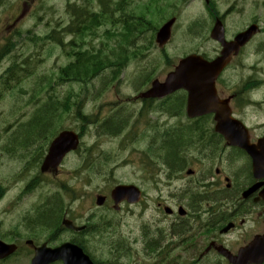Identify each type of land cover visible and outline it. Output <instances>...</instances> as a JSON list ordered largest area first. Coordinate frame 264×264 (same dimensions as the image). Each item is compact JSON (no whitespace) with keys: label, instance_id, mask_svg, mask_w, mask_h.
<instances>
[{"label":"flooded vegetation","instance_id":"flooded-vegetation-1","mask_svg":"<svg viewBox=\"0 0 264 264\" xmlns=\"http://www.w3.org/2000/svg\"><path fill=\"white\" fill-rule=\"evenodd\" d=\"M252 74L255 77L246 82L238 77L232 91L218 88L221 96L233 95L238 120L246 128L238 142L250 144L251 153L228 145L213 127L169 129L151 142L150 154L158 163L134 164L128 184L140 189L141 199L126 206L125 215L133 214L134 222L125 223L124 237L114 236L108 231L113 224L106 222L87 229L89 222L79 217L81 208L58 211L54 222L41 221L39 212L33 217L20 211L19 220L0 221V240L13 250L0 264H32L37 254L46 260L44 252L65 243L80 246L89 260L72 254L44 264H229L220 248L236 254L253 237L264 234V72L256 69ZM164 109L171 116L179 112L177 105L167 104ZM119 114L104 125L105 131L114 135L125 127L129 114ZM182 134L187 135L184 142L168 155L166 145ZM163 177L170 203L156 200L147 207V183L160 188ZM63 219L74 229L66 227Z\"/></svg>","mask_w":264,"mask_h":264},{"label":"rangeland","instance_id":"rangeland-1","mask_svg":"<svg viewBox=\"0 0 264 264\" xmlns=\"http://www.w3.org/2000/svg\"><path fill=\"white\" fill-rule=\"evenodd\" d=\"M69 1L81 3L82 0ZM0 2V50L9 39L14 43L10 55L6 54L0 59V76L14 62L12 58L15 55L22 57L23 60L31 56V59L28 58L31 61L30 67L27 70H21L12 81V84L16 86L4 91L0 97V185L4 186L0 196V221L5 224L19 220V212L31 208L38 200L40 193L46 190L23 192L27 182L37 174L35 162L40 151L39 147L46 136L37 132L26 137L25 141L17 137L20 129L34 122L36 118L53 129L59 125L82 124L79 118L76 120L73 114H65L61 110L68 95H71L69 104L72 102L71 92L83 91L80 100L82 113L92 115V118L97 111H100L102 115L107 112V115L125 113L122 109H130L125 106L128 104L129 97L137 93L150 77L160 78L180 57L193 50L209 56L214 54L219 46L210 39L209 29L215 13L224 17L228 34L240 30L253 22L255 18L264 22V0H211L210 6H207L204 0H181L176 3L174 1L173 4L172 0L157 2L131 0V9L127 11L130 13L134 10L133 13L138 16L145 13L146 18L150 19V24L136 36L134 46H127V53L133 52L136 55L130 56L118 78H114L110 75V71L105 70L87 84L65 83L61 87L53 84L58 81L59 67L66 62L61 48L50 45L48 40L47 42L39 38L31 40L29 37L44 36L56 30L58 26L66 24L69 20L65 14L67 0H0ZM96 3V0H92L93 9H98ZM136 3L137 5L134 6ZM112 5H115V2H112ZM21 11L23 14L20 19L13 24L14 19L22 13ZM174 13L177 15V20L172 29L173 38L164 48L166 59L154 43L152 28L160 26L168 16ZM194 24L197 25L195 30L192 29ZM9 25L13 26L7 28ZM69 38L70 36H67L66 40ZM40 43H45L47 46ZM253 50L254 44L245 49L241 56V69L238 70V65L235 66L234 63L224 74L228 83L234 85L238 81V72L243 76L249 75L252 72L250 69L252 65H258V69L264 72V52L260 50L254 54ZM166 60H170L172 64ZM104 81L111 85L104 86ZM49 97L54 103L53 106L49 105ZM130 104L133 102L128 105ZM119 105L121 106L118 110L110 111ZM162 119L169 124L179 121L178 117L168 118L165 114L162 115ZM15 127L19 129L14 134L12 131ZM82 141L84 143L81 152L67 159L64 164L65 170L59 173L53 182L56 185L60 180L71 185L75 196L78 191L80 192L81 197L78 200L71 199L70 196L65 199L66 205L75 209L82 204L85 207L93 206L95 194L109 190L118 182L122 183L130 178L128 176L130 166H126L125 158L134 156L130 154L133 147L125 148L124 130L118 135L99 134L98 131L94 132L92 127L91 130L86 131ZM143 143L144 139L141 144ZM86 157L96 160L97 164L90 168H82L76 177L73 175L68 177L70 172L82 165ZM55 188L59 190L56 186ZM92 223L97 222L92 221Z\"/></svg>","mask_w":264,"mask_h":264},{"label":"trees","instance_id":"trees-1","mask_svg":"<svg viewBox=\"0 0 264 264\" xmlns=\"http://www.w3.org/2000/svg\"><path fill=\"white\" fill-rule=\"evenodd\" d=\"M96 2L98 9H93L91 7L92 0H82L81 3L74 2L72 5L67 1L66 14L69 17V23L63 27V29L57 28V31L52 30L50 33L41 37H37L36 35L29 37L28 33V37L29 39L31 38V40L37 38L45 40L44 42L48 40L51 43L50 45H58L61 47H64L63 35H73V38L67 45H69L72 50L68 52L69 55H74V57L72 62L60 67L57 75L59 80L77 79L85 80L86 82L94 78L97 73H101L104 70H109L111 72L114 71L113 69L116 70L115 78H117L130 56L136 55V53H127V46H133L136 36L141 32L142 25H144L145 22L141 20V25H138V22L129 18L126 14L127 9L122 3H115V5H112V0H96ZM101 28L104 29L101 30ZM110 34L112 36H110ZM95 40H97V42H95ZM40 45L46 44L40 43ZM13 46L14 43L9 39L8 43L0 50V59L6 54L8 55ZM30 57L31 56L23 60L22 57L19 58V56L15 55L14 58H12L14 62L7 67L4 74L0 76L3 91L13 86L12 81L16 79L17 74H19L21 70H27L30 67ZM28 58L30 59L28 60ZM109 85L110 84L104 81V86ZM62 108L64 110H70L69 98L62 104ZM77 109L80 108L77 106ZM119 116L120 115H116L112 120L118 119ZM42 124L39 118L34 119V122L20 129V133L17 137L25 140L26 137L28 138L30 135H34L37 132L42 135L46 128V124ZM165 132L166 131H164V133ZM183 136L186 137L187 135L182 134L171 143V145H166L168 155H173L180 144L184 142L185 139ZM191 140L192 139L188 141ZM163 142H165V140ZM60 206L61 203L57 198H51L46 205L38 211V218L41 221L54 222Z\"/></svg>","mask_w":264,"mask_h":264},{"label":"water","instance_id":"water-1","mask_svg":"<svg viewBox=\"0 0 264 264\" xmlns=\"http://www.w3.org/2000/svg\"><path fill=\"white\" fill-rule=\"evenodd\" d=\"M174 19L169 20L157 33L156 41L159 46L164 45L169 39L170 27ZM255 28L252 26L244 32L239 33L232 42H226L223 38V29L220 22H216L210 35L213 39L221 42L223 49L221 55L212 62L204 60L201 56L189 55L179 61L174 72L170 73L162 84L154 83L153 88L147 93L149 96H162L166 92L176 88H184L188 92L187 113L190 117L202 115L209 112L215 113L216 129L222 132L226 138L235 143L238 137V121L230 117L227 100H219L216 96L214 81L222 67L229 61L233 53H237L239 46L245 44L252 36ZM70 133H62L50 146L46 163L57 164L58 160L68 150L76 145V137H70ZM46 168L45 163L42 170ZM113 194L122 196L124 188L117 187ZM112 194V195H113ZM113 195V197H115ZM103 198H98L101 204ZM248 252H240L238 256H230L235 264H244L246 260H253L254 256ZM229 256V255H228Z\"/></svg>","mask_w":264,"mask_h":264},{"label":"bare ground","instance_id":"bare-ground-1","mask_svg":"<svg viewBox=\"0 0 264 264\" xmlns=\"http://www.w3.org/2000/svg\"><path fill=\"white\" fill-rule=\"evenodd\" d=\"M196 27H197V25L194 24V25L192 26V29L195 30ZM203 30H204V26H203ZM113 70H114L115 72H114V71H111V72H110V75L114 76V78H115L116 70H115V69H113ZM91 73H92V72H91ZM93 74H94V73H93ZM98 74H99V73H97V74L95 75V77H97ZM67 99H68V98L66 97V101H67ZM59 101H60V100H59ZM59 101H58V103H59ZM66 101H65V102H66ZM65 102H64V103H65ZM61 103H62V102H61ZM53 104H54V103H53L52 99H50V100H49V105H50V106H53ZM46 132H47V130H44L42 134H46Z\"/></svg>","mask_w":264,"mask_h":264}]
</instances>
